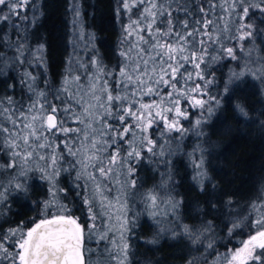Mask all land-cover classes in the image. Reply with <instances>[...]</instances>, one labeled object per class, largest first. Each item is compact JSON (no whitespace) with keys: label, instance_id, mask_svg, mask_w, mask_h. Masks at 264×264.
Returning <instances> with one entry per match:
<instances>
[{"label":"trees","instance_id":"1","mask_svg":"<svg viewBox=\"0 0 264 264\" xmlns=\"http://www.w3.org/2000/svg\"><path fill=\"white\" fill-rule=\"evenodd\" d=\"M82 6L84 22L95 33L98 64L105 73H110L101 78L107 79L108 89L113 95L119 92L127 97V106L140 113L144 101L159 95L154 90L150 95H142L143 87L131 84L126 76L120 74L121 63L123 65L125 59L121 52L128 49L131 41L122 39L118 0H82ZM67 19V0H39L34 18H13V22L20 25L19 35L11 23H0V72L3 73L0 74V98L7 95L16 102L29 104L32 92L28 88L30 81L26 73H30L35 77L32 84L34 91H42L48 101L60 104L55 96H63V92L58 90L66 87L62 85V79L68 55ZM251 21L256 28L264 29L260 13H255ZM260 36L240 44L236 39L224 40V47L234 48L236 59L225 54L220 44L213 46L215 51L209 48L205 63L201 64L200 70H195L196 76L191 75V78L188 73L194 71V67L190 68L192 64L179 61L176 64L179 70L176 79L179 82L175 87L171 86L173 81L165 73L161 75V82L151 78L155 85H161L160 92L170 89L175 92L177 88L189 90L193 83H197L220 104L201 117L197 129L188 121L183 134L176 131L169 133L163 130L161 124L151 126L148 138L155 144L152 152L147 151L150 145L142 128H134L131 135L125 138L130 144L117 140V146L122 149L117 159L124 157L125 164L123 168L117 164L115 175L107 180L99 177L91 181L87 174L76 180L81 166L77 164L75 168H70L69 162L86 159L88 153L83 151L76 157L70 156L63 143L68 140L70 145L75 143L79 148L76 133L67 136L60 133V138L54 136L44 141L52 145L44 155L50 158L54 154L58 160L55 167L59 174L53 175L52 181L49 179L52 176L48 170L49 161L46 167L45 161L35 157L27 163L17 159V166L8 168L6 165L11 160V154H6V148L0 149V193H4L0 199V232L17 226L26 232L28 227L40 220L57 214H70L85 229L91 214L84 199L94 196L96 202L101 188L106 191L110 187L111 191L107 194L104 191V195L109 198L116 195L125 202L130 195L136 199L138 189L150 188L149 191H156L161 197L172 191L178 197V205L175 216L166 214L165 218L162 215L167 220L166 228L162 229L164 233L161 231L158 235L155 232L157 222L145 210L132 226L127 264H189L190 261L191 264H228L232 253L256 232L257 217L264 218V208L259 207L264 204V84L252 75L264 67V39L261 41ZM17 44H22V55L17 51ZM37 44L42 47L41 62L34 53ZM132 53V58L137 59L136 52ZM17 57L22 63L16 62ZM164 67L167 68V65ZM88 69L77 70L81 86L96 76L89 77ZM201 70L204 80L197 76ZM240 73L243 75H237ZM121 80L129 87H122ZM163 80L167 81L164 85ZM209 80L211 83H206ZM9 85L14 87L9 88ZM72 89L69 88L70 91ZM237 105L244 108L247 116L239 113ZM132 118L128 116L126 122L136 124ZM189 119L192 120V117ZM110 123L115 124V121ZM81 127L84 126L78 128ZM133 149L141 152L140 158H127V151ZM111 151L108 149V152ZM201 160V167L197 168L195 165ZM104 163L107 165V160ZM129 166L133 168L131 176L127 173ZM88 170L92 171L90 167ZM201 172L206 173L202 184L198 176ZM132 181H135L134 187L131 186ZM17 182L23 184L22 190L14 187ZM228 200L232 201L231 205L226 204ZM93 210L97 216L101 212L97 207ZM95 222L100 223L97 219ZM163 224L161 222V228ZM233 224L238 226L233 228ZM185 225L194 236H198L197 243H192L184 234ZM209 244L212 247H208ZM83 245L84 242L82 250ZM83 254L85 264H93V254Z\"/></svg>","mask_w":264,"mask_h":264},{"label":"snow or ice","instance_id":"2","mask_svg":"<svg viewBox=\"0 0 264 264\" xmlns=\"http://www.w3.org/2000/svg\"><path fill=\"white\" fill-rule=\"evenodd\" d=\"M121 4L129 11L131 7L143 6L137 19L131 20L125 29L126 41L134 36H138L139 40L129 42L128 49L121 52L125 58V64L120 69L121 76H126L130 83L135 81V85L141 87L145 86L143 76H147L149 71L155 73L157 64H159L160 71L167 74L169 80L173 81L171 86L175 87V84L179 82L176 79L179 71L176 64L179 61L191 63L195 69L200 70L201 64L205 63V56L209 54V48L215 51L213 46L217 44L221 45L225 54L236 59L234 48L224 47V40L252 41L256 35L264 34V29L256 28L251 22L252 16L257 12L264 21V0H135L131 6L128 0H121ZM34 7L35 0H0V23H11L19 35L20 25L14 23L13 18L27 20L28 17L24 13ZM74 11L78 13V9ZM225 17H227L226 22ZM142 33H146L147 38ZM17 51L22 55V44H17ZM133 51L136 52L137 59L132 58ZM16 62L22 63L19 57ZM92 63L98 68V74L84 86L79 84L81 77L77 76L74 78L76 88L71 91L67 87L58 90L64 94L55 96V99L60 101L59 105L48 101L44 92L37 94L34 91L32 84L35 83V77H32L30 73H26L30 81L29 91L33 92V96L29 97V104L16 102L7 95L0 98V149L6 148L8 150L6 154H11V160L6 165L8 168H15L17 159L27 163L34 157L45 161L46 167L49 159L55 166L58 163L56 156L53 154L49 158L41 154L39 150L47 151L51 148V143L44 141L48 140L49 135L54 136L57 133L65 136L69 133H76V142L80 143L79 148L75 143L70 145L68 140L63 141L68 155L76 157L83 151L88 153L86 159L69 162L70 168H75L77 164L81 166V170L76 174V180L82 179L85 174L91 181H96L99 177L107 180L115 175L114 168L117 164L121 168L124 167L125 158L117 159L122 151L117 146V140L130 144L131 142L125 141V138L129 137L132 130L139 126L140 117L132 111L131 106H127V97L121 96L119 92L113 95L108 91L107 79H102L101 76L106 77L110 73H105L98 61L93 60ZM164 65H167V68ZM0 74L3 73L0 72ZM237 75H243V73ZM252 75L264 84V67L259 72H253ZM197 76L201 80L205 79L202 70L197 72ZM188 77L191 78V73H188ZM23 80L24 78L22 82ZM97 80L100 81L99 86ZM148 82H153L150 77ZM163 82L167 83V81ZM206 83H211V81ZM120 85L124 88L129 87V84H125L123 80L120 81ZM12 87L14 85H9V88ZM192 90L207 95L199 84L195 85ZM148 91L152 92V89L149 88ZM211 99L219 106V100L215 97ZM176 103L178 105L179 101ZM205 103L207 101L201 99L195 101V104L200 107H203ZM141 107L148 108L149 106L141 105ZM236 107L241 115L247 116L242 106L237 105ZM175 112L177 116L186 118V114L178 106L175 107ZM58 114L84 127H66V120H58ZM128 116L135 117L136 124L127 123ZM110 121H115V124ZM196 123L199 125L201 122L198 120ZM178 124L177 120L165 121V127L169 132L176 131L183 134ZM147 144L150 145L147 151L152 152L155 147L154 142L148 139ZM108 149L112 151L108 152ZM105 153H107L106 156ZM126 156L138 159L141 152L133 149L127 151ZM105 160H107V165L104 163ZM201 164L202 160L195 166L199 168ZM89 167L92 169L91 172L88 170ZM127 173L129 176L133 174L131 166L128 167ZM54 174L59 173L54 169ZM198 176L202 184L206 173H198ZM131 186H135V181L131 182ZM14 187L22 190L23 184L17 182ZM96 187L99 189L100 185L97 184ZM107 191L110 192L111 188H107ZM3 196L4 193H0V199ZM156 199L155 195L148 196L153 206L156 204ZM84 203L88 205L90 219L95 221L97 216L93 210L95 197L85 198ZM231 203V200L226 202L227 205ZM100 207L105 208L103 199ZM173 207H175V202H173ZM253 207L258 206L253 205ZM259 207L264 208V204ZM256 224L259 226L256 233L248 241L243 242L242 248L232 253L228 264H264V218L256 220ZM237 226L233 224V228ZM92 227L95 228V224ZM184 234L188 235L192 243L198 242V236H194L187 225L184 226ZM82 239L83 228L70 214H57L51 219H42L26 232L19 226L9 228L0 232V264H5V262L7 264H17V262L18 264H85ZM100 239H107V236L101 235ZM208 247L212 245L209 244ZM127 248L128 245L124 244L125 259ZM110 259H117V264H123V261L115 255L110 254Z\"/></svg>","mask_w":264,"mask_h":264},{"label":"rangeland","instance_id":"3","mask_svg":"<svg viewBox=\"0 0 264 264\" xmlns=\"http://www.w3.org/2000/svg\"><path fill=\"white\" fill-rule=\"evenodd\" d=\"M38 1L39 0H35V7L29 8L24 13L25 15H27V17L34 18ZM118 2L121 7L120 13L118 11V15L122 19L121 35L123 36L122 38L123 41H125V29L129 26L131 20L137 19L143 6L139 8L131 7V10L129 11L123 8L121 4V0H118ZM128 2L131 6V4L135 3V0H128ZM74 9H78V13L74 11ZM67 18H68L67 19L68 55H67V66L65 69L64 77L62 79V85L72 89V88H76V82L74 81V78L78 76L77 73L78 68L80 71H82L85 68H89L88 69L90 71V74L88 75L89 77H92L93 74L94 75L98 74V68L93 65L92 61L93 60L98 61L99 57H98V46L95 39V33L93 32L92 29L88 28L84 22L82 0H67ZM226 19L227 17H225V22L227 21ZM251 22L254 23V21ZM142 35H145V37L147 38L146 33H142ZM260 35L261 36L259 37V39L262 41V39H264V34H260ZM129 39L131 42H135L139 40V37L134 36V37H130ZM241 42L242 41H238L239 44ZM34 53L37 54L38 56L37 60L41 62L40 54H42V47L40 44L34 46ZM185 55H187V53H185ZM124 64H125V59L123 60V65L121 63V66L123 67ZM192 67L193 64L192 66H190V68ZM195 70L196 69L194 68V71L191 73V75L196 76ZM140 75L143 76V74ZM161 75L164 76L165 74L161 72L158 67L155 73L149 71L147 76H143V81L145 86L143 87L144 89L142 91V95L152 94L151 92L148 91L149 88L154 90V93L159 95L157 98H153L152 100L149 101H144L142 105H148L149 107L148 108L141 107V112L137 114L140 117L139 126L142 128L144 136L146 137L147 140L149 139L148 133L152 131V129H150L151 126H157L158 124H161L163 130L169 132L165 127L166 120L168 122L177 120L179 122L178 126L181 127L182 130H184L185 124L188 123L189 121L192 122L193 127L197 129L200 124L198 125L196 122L198 120L201 122L202 118L204 117L203 115L206 112L211 113L216 106L214 100L211 99L213 96H210L208 94L202 95L201 93L192 90L193 87L197 85V83H193L190 86L189 90H187L186 88H181V89L177 88L175 92L171 89L163 90L160 92L159 90H161V85L159 86L155 85L153 82L154 81H157V83L158 81L161 82ZM149 77L154 80L152 83L148 82ZM88 82H90V80H88ZM99 83L100 82H98L97 80L98 86ZM131 84H135V81L131 82ZM202 91L205 92L203 89ZM35 92L37 94L39 93V91L37 92V90ZM32 96H33V92H32ZM78 96H79V92H78ZM198 99L205 100L207 101V103H205L203 107H200L195 104V101ZM215 99L218 100L217 98ZM177 101H179L178 105L176 103ZM176 106H178L181 109V111L186 114V118L185 116L176 115L175 112ZM168 109H171V111H168ZM209 109H211V111H209ZM190 117H192V120L189 119ZM57 119L58 120L65 119L66 127L78 128L80 126H83L81 124L74 123L72 119L66 118L59 114L57 116ZM133 120L136 121L135 117L132 118V121ZM172 132L173 131L169 133ZM54 136L60 138L61 134L57 133ZM54 136L49 135L48 138H52ZM146 147H148V145H146ZM54 149H56V145L54 146ZM39 152L41 154L46 153L45 150H39ZM48 161H49L48 170L49 173L52 174V176L49 179L52 181L54 178L53 175H55L54 169L56 170L57 168L51 164L50 159ZM149 189L150 188L145 190L138 189L137 193L135 194L136 199L133 198V195H130L131 198L129 197L128 200L125 202V199H121V197H118L116 195L109 198L108 196L104 195L105 190L101 188L102 192L99 193V199L95 202V207H97V209L101 211L99 212V215L96 217V219L100 223H97L92 219H90L85 229L81 225L83 228V239H82L84 242L83 252L86 253L88 256L90 254H93L94 257L93 264H117V259H110V254L117 256L120 261H123V264H127L128 255H129L128 252L130 248L129 234H131L132 226L136 223L138 219L141 218L142 214L144 213L143 212L144 210L146 211V213H148V216H151L152 218L155 219V222H157L155 232L158 235H161V231L164 233L163 230L166 228L165 225L167 224V220H165L166 214H171L175 216V211H176L175 209L178 205V197L175 195V193L173 194L172 191H169L165 196L162 195L161 197L158 195L156 191L155 192L149 191ZM105 193L107 194V190L105 191ZM150 194L155 195L157 198L155 206H153L148 200V196ZM104 197H107V199H104ZM102 199L104 200L105 208L100 207V202ZM173 202H175V207H173ZM162 215H164L165 218ZM161 216L165 221L161 219ZM258 218L259 216L257 217L256 220H258ZM161 222L165 223L162 225V228H161ZM93 224H95V228L92 227ZM34 225L28 227L26 231L31 227H34ZM255 225H257L256 222ZM255 233L250 234L245 239L244 242L248 241L249 238ZM101 235H106L107 239L101 240L100 239ZM112 241H115V243H112ZM124 244L128 245L126 259L123 254ZM242 247L243 245L241 246V248Z\"/></svg>","mask_w":264,"mask_h":264},{"label":"water","instance_id":"4","mask_svg":"<svg viewBox=\"0 0 264 264\" xmlns=\"http://www.w3.org/2000/svg\"><path fill=\"white\" fill-rule=\"evenodd\" d=\"M49 219H51V218H49ZM82 244H83V241H82ZM83 251V250H82ZM83 258H84V254H83ZM84 261H85V258H84Z\"/></svg>","mask_w":264,"mask_h":264}]
</instances>
